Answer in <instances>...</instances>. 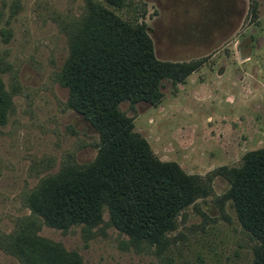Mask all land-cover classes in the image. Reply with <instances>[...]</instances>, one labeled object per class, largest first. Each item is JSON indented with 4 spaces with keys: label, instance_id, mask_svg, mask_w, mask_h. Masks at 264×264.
<instances>
[{
    "label": "rangeland",
    "instance_id": "1",
    "mask_svg": "<svg viewBox=\"0 0 264 264\" xmlns=\"http://www.w3.org/2000/svg\"><path fill=\"white\" fill-rule=\"evenodd\" d=\"M87 0H0V264H27L15 235L30 230L76 264H264L259 241L241 226L221 174L264 147V6L262 0H125L110 6L148 27L158 59L195 61L182 82L163 81L155 104L119 109L161 161L202 178L206 193L178 216L163 245L135 244L109 223L58 229L33 215L40 182L94 160L100 139L67 106L57 77L67 35ZM77 21V20H76ZM34 220L35 225L30 226Z\"/></svg>",
    "mask_w": 264,
    "mask_h": 264
},
{
    "label": "trees",
    "instance_id": "2",
    "mask_svg": "<svg viewBox=\"0 0 264 264\" xmlns=\"http://www.w3.org/2000/svg\"><path fill=\"white\" fill-rule=\"evenodd\" d=\"M124 2H85V12L67 35L68 55L57 73L68 90L67 106L98 133L96 156L44 178L28 204L36 219L58 229L96 226L107 209L109 223L131 242L161 246L180 213L206 193L207 185L175 162L157 159L119 104L157 103L163 81L182 82L198 62L158 59L148 27L110 8ZM5 108L0 94V121ZM221 172L228 182L222 197L231 201L241 226L264 253V147L248 151L240 165ZM15 248L27 264H76L29 229L15 235Z\"/></svg>",
    "mask_w": 264,
    "mask_h": 264
}]
</instances>
